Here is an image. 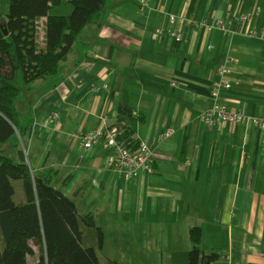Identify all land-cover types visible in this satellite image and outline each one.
I'll return each mask as SVG.
<instances>
[{
    "label": "crops",
    "instance_id": "crops-1",
    "mask_svg": "<svg viewBox=\"0 0 264 264\" xmlns=\"http://www.w3.org/2000/svg\"><path fill=\"white\" fill-rule=\"evenodd\" d=\"M247 13L242 25L215 24ZM220 67L229 89L215 88ZM21 90L24 135L16 131L2 149L74 202L99 248L101 215L110 214L115 239L130 236L144 264H188L192 227L203 251L219 255L214 264H264V131L200 119L224 104L264 122V0H107L58 72ZM111 127L129 130L130 145L150 143L153 173L126 180L103 141L87 150L77 135ZM13 184L16 202L25 201L22 182ZM86 215L95 226L82 223Z\"/></svg>",
    "mask_w": 264,
    "mask_h": 264
},
{
    "label": "trees",
    "instance_id": "trees-1",
    "mask_svg": "<svg viewBox=\"0 0 264 264\" xmlns=\"http://www.w3.org/2000/svg\"><path fill=\"white\" fill-rule=\"evenodd\" d=\"M107 0H10L6 20L8 31L0 27V264H101L94 246H83L80 218L74 202L46 178L34 177L22 159L7 156L3 146L12 137H23L16 99L21 87L58 72L85 26L105 9ZM71 4L70 15L51 14L63 4ZM45 17L44 45L38 46V22ZM129 130L119 138L129 144ZM22 182L25 201L16 202L13 181ZM95 226L91 215L82 218ZM100 233V242L102 243ZM192 248L188 264H214L219 255L205 253L199 227L189 230ZM30 258L35 259L30 261ZM108 264H120L109 260Z\"/></svg>",
    "mask_w": 264,
    "mask_h": 264
},
{
    "label": "built area",
    "instance_id": "built-area-1",
    "mask_svg": "<svg viewBox=\"0 0 264 264\" xmlns=\"http://www.w3.org/2000/svg\"><path fill=\"white\" fill-rule=\"evenodd\" d=\"M250 16V13L241 14L239 16L227 15L226 19H218L215 24L221 29L234 24V22L242 25L250 19ZM158 33L161 34L162 32L158 30ZM173 36L177 40L182 39L180 34ZM233 60L234 57H229V61ZM218 72L221 75V78L215 83V88H231L229 81L222 77L223 74L228 72L227 68L220 67L218 68ZM49 118L51 121H54L57 118V113L52 112ZM200 119L207 126L251 121V123L260 127L264 131V122H260L257 119H251L241 112H229L224 104L216 105L214 108L207 110L201 115ZM77 135L82 140L83 147L87 150L92 148L98 141H103V147L107 150H111L115 155L114 162L116 172L122 175L126 180H133L146 173L151 174L154 171L153 152L150 143L147 140H141L135 145H130L119 138V129L114 127L80 131ZM169 135L170 131H166L162 136L167 137Z\"/></svg>",
    "mask_w": 264,
    "mask_h": 264
},
{
    "label": "rangeland",
    "instance_id": "rangeland-1",
    "mask_svg": "<svg viewBox=\"0 0 264 264\" xmlns=\"http://www.w3.org/2000/svg\"><path fill=\"white\" fill-rule=\"evenodd\" d=\"M9 1L10 0H0V14L5 15L9 11ZM52 13L55 15H70L73 11V6L69 3L63 4L52 9ZM40 29H38V32ZM41 42L38 43L40 47ZM16 84L22 89L25 87L23 79L19 74L16 78ZM51 186H55V183H51ZM80 211L82 213L84 205L82 204ZM102 221H106L105 226L107 228L106 231V239L103 248L98 247L99 238L92 237V231L89 232L90 228H84V224H82V229H84V238H83V246H92L96 245V251L98 253L101 264H108L109 260L117 261L120 264H144L145 260L148 259V256H142L137 253L130 252V236L126 238L125 235L118 234V237H124L126 240L124 242L120 241V238L115 239L116 230L113 225L110 224V214H102ZM83 223V222H82ZM102 226H104L102 222ZM130 235V233H129ZM141 247V246H140ZM189 258V254H188ZM35 259L30 258V261H34ZM162 260L167 261V256L162 257Z\"/></svg>",
    "mask_w": 264,
    "mask_h": 264
},
{
    "label": "water",
    "instance_id": "water-1",
    "mask_svg": "<svg viewBox=\"0 0 264 264\" xmlns=\"http://www.w3.org/2000/svg\"><path fill=\"white\" fill-rule=\"evenodd\" d=\"M0 27L3 29L4 34H5V35H8V31H7V29L4 27V22H2V23L0 24Z\"/></svg>",
    "mask_w": 264,
    "mask_h": 264
}]
</instances>
